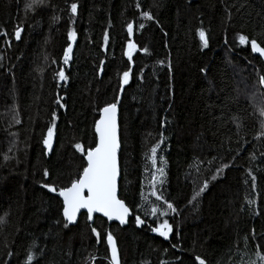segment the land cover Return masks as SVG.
I'll list each match as a JSON object with an SVG mask.
<instances>
[{"label":"trees","instance_id":"16d2710c","mask_svg":"<svg viewBox=\"0 0 264 264\" xmlns=\"http://www.w3.org/2000/svg\"><path fill=\"white\" fill-rule=\"evenodd\" d=\"M30 2L0 0V30L7 33L0 35V264H28L29 253L31 264H109L107 232L120 264H195L197 255L206 264H261L264 137L257 133L264 131V64L238 36L264 46V0H42L26 9ZM73 2L75 16L69 10ZM144 11L154 20L145 19ZM129 22L138 48L149 49L134 53L130 65L123 55ZM16 26L22 27L19 40L13 36ZM70 27L76 40L65 65ZM200 28L207 48L201 47ZM127 67L133 76L119 92ZM61 69L68 80L60 83ZM248 87L257 88L262 103L251 102ZM117 95L118 197L132 215L119 227L99 217L90 226L81 214L64 228L60 198L40 186L43 170L50 173L47 182L69 184L81 163L72 145L94 147L99 110ZM58 97L64 108L56 104ZM53 111V148L44 155ZM157 143L153 168L148 156ZM161 166L163 177L156 171ZM249 171L256 176L255 191ZM205 181L207 188L193 200ZM164 201L177 211L160 216ZM136 216L144 224L137 226ZM164 220L173 228L167 240L151 231ZM91 227L101 233L100 242Z\"/></svg>","mask_w":264,"mask_h":264},{"label":"snow or ice","instance_id":"6c2138e0","mask_svg":"<svg viewBox=\"0 0 264 264\" xmlns=\"http://www.w3.org/2000/svg\"><path fill=\"white\" fill-rule=\"evenodd\" d=\"M37 2H42V0H31L30 3L25 5V8L31 9L33 4ZM136 7L139 8L140 4L137 3ZM69 10L72 16L77 15L78 4L75 2L71 3ZM141 15L149 21L154 20V16L148 11L142 12ZM144 27V24L139 25L140 29H143ZM126 30L127 44L123 55L127 57L128 64L130 65L133 61L134 53L141 51L148 54L149 49L147 47L138 48L137 43L133 41L132 37L134 34V25L132 22L126 24ZM21 32L22 27L16 26L13 32V36L16 40L21 38ZM0 35H7V33L0 30ZM197 35L199 37L201 47L207 48L209 41L205 30L203 28L197 29ZM67 40L69 43L63 50V62L65 65H67L72 58V42L76 40V32L71 27L67 32ZM238 40L241 45L250 44L251 52L253 54H259L260 58H264V46H262L255 38H249L241 34L238 36ZM103 41L106 46L109 41V34L107 30H105L103 34ZM103 63L104 61H101V65H103ZM159 63L163 65L164 61H159ZM98 71H103V68L101 67ZM168 71L169 73L172 71L170 62L168 64ZM200 72L205 73L206 69L201 68ZM57 75L60 81L68 80V76L65 75V71L63 69H61ZM132 76V68L127 67L119 77V92L124 91V86L129 84ZM259 85L261 88H264V75L259 76ZM62 99V97H58L56 99V104L60 108L65 107V105L61 103ZM119 103L120 96L117 95L113 98L112 102L106 103L102 108H100L99 119L94 122V147H88L86 149L80 142H76L72 145L75 152L80 154L81 163L77 166V172L74 174L73 178L70 179L67 186L57 187L56 185L47 182L50 173L47 169L43 170L44 182H42L40 186L43 189H46L49 193H54L62 199V216L65 221L63 224L64 228H68L69 225L77 222L78 214L81 213V210L86 211L87 221L89 222L93 221L94 214L96 213L102 214L108 221H119L121 225L127 222V217L130 215V209L126 203L117 196V180L120 175L118 152L121 147L117 119ZM261 115H264V108L261 109ZM56 120L57 114L53 111L51 125L47 127V134L43 137V145L45 149L44 155H47L53 148ZM17 123H19V121H17ZM163 123L164 122H162V126ZM237 127H239V125H237ZM260 137H264V131L257 133V138ZM159 143H163V136H161V141ZM159 143L151 147L150 155L148 156V159L152 162L153 168H155L156 165ZM262 155H264V153H262ZM252 159H255V156H253ZM160 161L162 165L165 163L162 156L160 157ZM228 166L229 165L227 164L222 165L221 168L217 169V172L222 173L223 169ZM156 171L159 172L160 177L165 175L163 166L156 169ZM248 175L251 177L252 189L255 191L256 176H254L251 171L248 172ZM213 179H216V177L213 176ZM157 180L158 177L154 173L152 176L153 188ZM207 186L208 182L205 181L199 191L194 193L192 199H197V197L204 192ZM151 194L156 197V200H162V196L157 195L155 190H153ZM141 198L144 199L143 193H141ZM247 202L249 205H256L255 199H249ZM164 203L167 207L165 210L159 212L160 216L167 215L169 211H177L172 203L168 201H164ZM189 203H191V201H189ZM157 212L158 209L156 207L151 209V213L153 215L157 214ZM259 214V212L255 213V215ZM0 222H2V218H0ZM135 223L137 226H140L144 224V221L139 216H136ZM90 230L91 233L97 237V242H100L102 238L101 233H99L95 227H91ZM151 231L167 240L169 238V233L173 231V228L167 220H164L162 223H158L156 227H152ZM105 239L108 250H110L111 253L109 264H120L118 248L113 234L111 232H107ZM173 247L175 248L177 245H173ZM257 247H259V245ZM257 255L261 264H264V255H260L259 252H257ZM32 260L33 256L29 253L27 257L28 264H31ZM195 264H206V260L197 255L195 257ZM253 264H255V262H253Z\"/></svg>","mask_w":264,"mask_h":264},{"label":"water","instance_id":"95a60500","mask_svg":"<svg viewBox=\"0 0 264 264\" xmlns=\"http://www.w3.org/2000/svg\"><path fill=\"white\" fill-rule=\"evenodd\" d=\"M250 50H251V48H250ZM253 54V53H252ZM253 55H255L256 57H258L262 62H263V64H264V58H260L259 57V54H253ZM62 81H60V83H61ZM98 119H99V116H98ZM117 119H118V127H119V111H118V114H117ZM119 137H120V129H119ZM119 153H120V150H119V152H118V163H119ZM119 180H120V175H119V177H118V180H117V196H118V193H119ZM60 198V197H59ZM119 198V197H118ZM60 200H61V202H62V199L60 198ZM81 214H85L86 215V211L85 210H81V213L80 214H78V218H77V221H78V219H79V217H80V215ZM131 215H132V213H131V211H130V215L127 217V222L125 223V224H123V225H121L120 223H119V221H116V220H113V221H108L107 220V218L106 217H104L102 214H99V213H96V214H94V217H93V221H91V222H89L88 221V224L91 226L92 224H93V222H94V219H95V217H99V218H103L104 220H106L107 221V223L108 224H116V225H118L119 227H125L127 224H128V219L131 217ZM63 217V216H62ZM77 223V222H76ZM75 223V224H76ZM75 224H71L70 226H74ZM106 245H107V243H106ZM108 248V247H107ZM119 254V253H118ZM108 255H109V260L111 259V253H110V250H108Z\"/></svg>","mask_w":264,"mask_h":264},{"label":"rangeland","instance_id":"374dc122","mask_svg":"<svg viewBox=\"0 0 264 264\" xmlns=\"http://www.w3.org/2000/svg\"><path fill=\"white\" fill-rule=\"evenodd\" d=\"M38 3L39 2H37L35 4L37 5ZM248 88H250V87H248ZM255 90H257V88H254V87H251L250 89H247V92H246L247 96L250 97V99H252L251 102L253 104L254 103H257V104L262 103L258 93L255 92ZM254 92H255V94H254ZM255 108L257 109V106H255Z\"/></svg>","mask_w":264,"mask_h":264}]
</instances>
